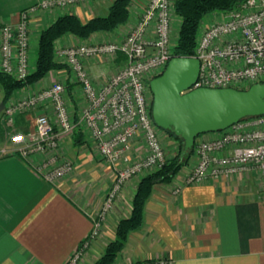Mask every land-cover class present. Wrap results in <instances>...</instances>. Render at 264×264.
Wrapping results in <instances>:
<instances>
[{
    "label": "crops",
    "instance_id": "1",
    "mask_svg": "<svg viewBox=\"0 0 264 264\" xmlns=\"http://www.w3.org/2000/svg\"><path fill=\"white\" fill-rule=\"evenodd\" d=\"M114 1L99 0L66 9L38 11L30 19L29 56L37 57L41 32L60 16L73 14L86 23L94 17L106 16ZM149 1L134 0L130 7V21L115 32L97 33L88 40L66 35L56 42V51L84 44L123 41L139 22ZM36 2L0 0V46L2 27L17 25L21 13ZM207 18L210 20L211 15ZM179 24L180 18L174 13L171 28L174 45ZM104 59L97 57L84 62L97 88L112 78L115 67L120 70L126 65L123 57ZM30 68L32 71L33 67ZM56 83L66 86L67 96L73 103L84 105L81 110L86 106L82 87L69 69L50 72L39 83L16 91L11 99L26 97ZM0 90V102L3 104L1 86ZM73 95L83 96L82 101ZM33 122L34 116L27 113L19 116L17 125L27 133L33 129ZM219 134H205L197 141L212 139ZM69 144L67 137L59 159L72 160L74 169L52 184L39 171V166L47 162L48 155L35 156L31 161L18 154H3L2 150L11 144L4 146L0 136V264H70L89 240L114 185L115 171L100 156L92 140L81 145L74 144L73 140ZM144 144L143 140L134 143V157L141 155ZM196 164V159L190 161L171 183L154 188L146 204L143 227L130 235L114 264L159 260H166L169 264H264V187L261 174L252 171L229 179L186 185L185 180ZM146 174L129 180L123 186L102 222L99 236L90 242L77 264H95L103 255L115 239L118 223L130 216L138 183Z\"/></svg>",
    "mask_w": 264,
    "mask_h": 264
},
{
    "label": "built area",
    "instance_id": "2",
    "mask_svg": "<svg viewBox=\"0 0 264 264\" xmlns=\"http://www.w3.org/2000/svg\"><path fill=\"white\" fill-rule=\"evenodd\" d=\"M96 1L99 0H37L21 13L17 25L2 27L0 71L17 80L30 74L29 24L38 11L66 9ZM175 1L150 0L137 25L120 43L84 44L56 51L57 60L69 67L85 96L86 106L77 117H72L66 86L62 83L30 93L16 102L11 99L9 108L5 109L8 125L14 122L13 116L18 111L43 109L44 112L35 115L33 129L11 135V145L2 153L18 154L31 161L35 156L48 155L47 162L39 166L47 182L56 184L73 171L71 160L59 161V151L64 140L79 126L89 134L100 156L115 171L114 185L91 236L70 264H77L90 242L99 236L102 222L123 186L141 174L163 168L167 162L160 129L153 121L148 101L147 76L162 74L175 57L171 40ZM218 16L207 24L202 22L193 56L201 63L200 76L189 91L235 88L241 81L264 84V0H246ZM118 54L126 57V65L97 88L84 62ZM48 108L52 114L48 113ZM139 139L145 142L147 155L133 160L134 143ZM195 157L197 164L188 174L186 185L258 171L264 187V116L242 121L212 139L198 140Z\"/></svg>",
    "mask_w": 264,
    "mask_h": 264
},
{
    "label": "trees",
    "instance_id": "3",
    "mask_svg": "<svg viewBox=\"0 0 264 264\" xmlns=\"http://www.w3.org/2000/svg\"><path fill=\"white\" fill-rule=\"evenodd\" d=\"M133 1L115 0L106 16L94 17L86 23H83L73 14L60 16L53 24L41 32L35 66L25 79L17 80L0 71V86L4 94L3 104L13 98L16 91L39 83L50 72L69 69L66 64L59 62L56 58L55 44L59 39L66 35H73L80 39L88 40L97 33L115 32L130 21V7ZM245 1L176 0L174 12L180 18L181 23L178 38L174 45L175 57H193L195 55L199 31L206 17L214 12L234 10ZM119 56L122 58L123 54ZM69 94L72 95L71 92ZM77 115L76 113V117ZM75 132L73 137L74 144H85L86 132L84 129L79 126ZM164 132L179 144L178 154L169 160L163 168L149 172L140 179L132 200L130 216L118 223L115 239L109 243L103 255L95 264H114L116 262L119 254L124 250L130 235L143 227L146 204L150 200L154 188L160 184L171 183L180 171L189 164L191 158L194 157L195 147L190 154L182 159L181 155L184 148L182 140L171 132Z\"/></svg>",
    "mask_w": 264,
    "mask_h": 264
},
{
    "label": "water",
    "instance_id": "4",
    "mask_svg": "<svg viewBox=\"0 0 264 264\" xmlns=\"http://www.w3.org/2000/svg\"><path fill=\"white\" fill-rule=\"evenodd\" d=\"M201 63L193 57H174L162 74L150 81L152 118L162 131L183 142L181 158L190 154L197 139L220 133L243 120L264 116V84L247 90L199 88ZM5 104L1 105L0 113Z\"/></svg>",
    "mask_w": 264,
    "mask_h": 264
},
{
    "label": "rangeland",
    "instance_id": "5",
    "mask_svg": "<svg viewBox=\"0 0 264 264\" xmlns=\"http://www.w3.org/2000/svg\"><path fill=\"white\" fill-rule=\"evenodd\" d=\"M174 6H175V4H174ZM173 10H174V7H173ZM222 12H214L213 13V15H220ZM212 15V14H211ZM215 16H213L210 20L206 17L205 19H207V20H205V23L207 24L208 22H210V21H213V20H215L216 18H214ZM181 23V22H180ZM179 26H180V24H179ZM122 42V41H121ZM120 43V42H119ZM119 55H121V54H118L117 56H118V58L120 57ZM123 58H126L124 55L122 56ZM102 58H105L104 60H106V59H109L110 57L109 56H106V55H103L102 56ZM125 61H126V59H125ZM35 62H36V55H32L31 57H30V64H31V67H33L34 68V66H35ZM115 70H113V72H112V74L111 75H114V74H116L118 71H119V69H117V67H115L114 68ZM155 77H157V75H156V73H149L148 74V76H147V85H148V101L150 102V107L152 108V102H153V95H152V92H151V90H150V81L153 79V78H155ZM80 86V85H79ZM250 86H252V84H250V82H248V81H241V82H237L236 83V85H235V88L236 89H238V90H247L248 88H250ZM79 89H80V87H79ZM1 91V90H0ZM0 95H1V92H0ZM3 96H4V94H3ZM74 97H75V95H73ZM71 97H69L68 98V105H69V107H70V111H71V114H72V117L73 116H76V113L77 114H79L80 113V107L82 108V105L81 104H79V103H77V102H72L71 101V99H70ZM76 98H78L79 100H81L82 101V99H83V96H80V97H78L77 95H76V97H75V99ZM10 101V100H9ZM7 102L6 104H5V107H4V109H3V111H2V113H1V115H0V121L2 122L1 123V131H0V136H1V138H2V143L4 144V146H7V145H10V137H11V135H13V134H15V133H25L26 132V130L25 129H19L18 128V125H17V121H18V118H19V116H21V115H24V114H30V116H34L35 117V115L36 114H39L40 112H42L43 111V109H39V110H36V111H31V112H27V113H21V111H18V112H16V114H14V122L13 123H11L10 125H8V123H7V118H5V109H8L9 108V103L10 102ZM2 102H3V100H2ZM15 102H16V100H15ZM83 103H84V101H83ZM2 103L0 102V105H1ZM85 104V103H84ZM84 106V105H83ZM48 113L49 114H52V110H51V108H48ZM152 110V109H151ZM44 112V111H43ZM3 118H4V120H3ZM34 120H35V118H34ZM33 125H34V122H33ZM75 133L76 132H74L72 135H70V136H68V139H69V143L70 144H72V141L73 140H71V138H73L74 137V135H75ZM160 136H161V142H162V146H163V149H164V152H165V155H166V164L168 163V161L169 160H171L172 158H174L177 154H178V150H179V144L178 143H176L175 145L173 144V143H175L176 141L175 140H173L172 138H170L169 136H167L166 135V133L164 132V131H162L161 129H160ZM85 140H86V143L87 142H89V140H92L91 139V137L89 136V134H87L86 133V137H85ZM67 141V140H66ZM139 141L140 142H142V139H139ZM68 143V142H67ZM67 143H66V146H67ZM145 143V142H144ZM69 144V145H70ZM68 145V146H69ZM144 149H143V152L141 153V155L138 157V158H136V157H134L133 158V160H140V159H143L146 155H147V152H146V146H145V144H144ZM60 151H62L63 152V145L61 146V148H60ZM59 151V152H60ZM196 159V157H195V154H194V157H192L191 158V161H194ZM68 160H70V159H68ZM59 161H63V160H60L59 159ZM72 161V160H71ZM142 175V174H141Z\"/></svg>",
    "mask_w": 264,
    "mask_h": 264
},
{
    "label": "bare ground",
    "instance_id": "6",
    "mask_svg": "<svg viewBox=\"0 0 264 264\" xmlns=\"http://www.w3.org/2000/svg\"><path fill=\"white\" fill-rule=\"evenodd\" d=\"M197 142V141H196ZM196 145V144H195Z\"/></svg>",
    "mask_w": 264,
    "mask_h": 264
}]
</instances>
